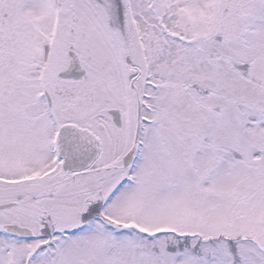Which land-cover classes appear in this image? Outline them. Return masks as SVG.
<instances>
[{
	"label": "snow or ice",
	"instance_id": "snow-or-ice-1",
	"mask_svg": "<svg viewBox=\"0 0 264 264\" xmlns=\"http://www.w3.org/2000/svg\"><path fill=\"white\" fill-rule=\"evenodd\" d=\"M0 264H264V0H0Z\"/></svg>",
	"mask_w": 264,
	"mask_h": 264
}]
</instances>
